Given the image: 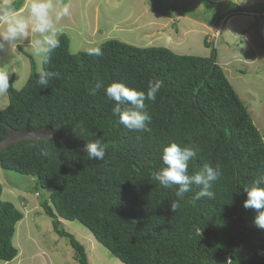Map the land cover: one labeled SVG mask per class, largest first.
<instances>
[{"label": "trees", "instance_id": "1", "mask_svg": "<svg viewBox=\"0 0 264 264\" xmlns=\"http://www.w3.org/2000/svg\"><path fill=\"white\" fill-rule=\"evenodd\" d=\"M202 1L207 14L214 2ZM12 3L21 10L25 0ZM246 12L264 14V3ZM59 39L60 47L43 62L42 71L57 74L47 86L37 83L42 71L28 54L25 86L17 89L15 76L10 78L0 141L26 125L31 131L48 126L68 141H22L0 149V167L33 177L37 189L51 191L40 206L79 263L89 264L86 249L63 228L62 219L82 224L124 264H264V229L254 224L256 211L243 206L245 187L264 186V134L218 63L216 49L200 57L110 39L99 45L103 54L96 57L72 53L67 34ZM156 79L163 86L155 101L145 102L148 130L126 129L105 88L122 82L146 92ZM119 106L134 108L130 102ZM98 138L105 158L90 160L86 144ZM173 142L197 150L188 175L205 164L219 166L222 173L213 184L214 198L197 199L202 185L192 183L175 212L170 204L177 200L178 186L165 188L153 180L165 167L163 148ZM2 195L0 183V260L11 262L19 254L13 240L24 214Z\"/></svg>", "mask_w": 264, "mask_h": 264}, {"label": "rangeland", "instance_id": "2", "mask_svg": "<svg viewBox=\"0 0 264 264\" xmlns=\"http://www.w3.org/2000/svg\"><path fill=\"white\" fill-rule=\"evenodd\" d=\"M211 1L217 5L212 3L206 14L202 0H54L70 4V15L57 27L71 37L74 54L110 39L141 48L167 47L179 55L200 57H209L216 49L218 63L264 134V14L246 12L251 0ZM27 3L25 0L21 10L25 16ZM181 9L185 10L182 14ZM37 39H42L41 35L30 32L27 39L0 49V67L9 70V80L15 76L17 89L25 86L31 73L27 54L38 70H43V58L33 47ZM8 105V93L0 94V111ZM0 183L2 199L13 202L24 214L13 240L19 254L11 262L0 260V264H80L69 240L56 233L52 219L40 206L51 191L37 189L33 177L1 167ZM62 224L85 247L89 264H124L79 222L62 219Z\"/></svg>", "mask_w": 264, "mask_h": 264}, {"label": "clouds", "instance_id": "3", "mask_svg": "<svg viewBox=\"0 0 264 264\" xmlns=\"http://www.w3.org/2000/svg\"><path fill=\"white\" fill-rule=\"evenodd\" d=\"M28 15L25 16L21 10H17L12 0H3L0 4V49L5 44L27 39L29 33H38L42 39L34 41V52L43 58L47 64L52 53L61 45L59 39L62 34L61 28L57 23L64 17L70 15V4L56 3L54 0H28L25 5ZM19 49H22L19 46ZM24 52V51H23ZM89 56H101L102 48L100 46L89 47L86 49ZM57 74L54 72L42 71L39 73L37 83L43 88L47 86L49 79ZM10 72L8 69L0 67V94L7 93L10 88ZM103 82H99L96 88H100ZM163 86L159 79L149 81L147 91L130 88L122 82H113L105 88L106 96L109 100L117 102L112 111L119 117V123L130 131H147V125L151 122V115L146 111V101H155L157 93ZM95 93V89H93ZM130 102L133 109L122 110L119 105ZM264 140V137H263ZM86 153L89 159L103 160L105 158L106 148L101 139H94L86 144ZM197 150L194 146L178 143H170L162 151V162L165 165L158 172L153 173V180L161 186L167 188L178 186L176 190L177 200L170 204V209L175 212L180 207V201L183 200L186 193L189 192V186L192 183L202 185L196 198H214L212 191L213 184L218 181L222 175L219 166L213 167L205 164L203 169L195 175H188V161L197 156ZM247 198L243 202L245 208L256 211L254 224L260 229H264V186L260 182H254L251 187H245Z\"/></svg>", "mask_w": 264, "mask_h": 264}, {"label": "water", "instance_id": "4", "mask_svg": "<svg viewBox=\"0 0 264 264\" xmlns=\"http://www.w3.org/2000/svg\"><path fill=\"white\" fill-rule=\"evenodd\" d=\"M55 138H62L68 141L63 134L48 126L31 131L26 125L21 130H10L7 136L0 141V149L9 150L12 145L22 141H50ZM82 154H85L84 149Z\"/></svg>", "mask_w": 264, "mask_h": 264}, {"label": "crops", "instance_id": "5", "mask_svg": "<svg viewBox=\"0 0 264 264\" xmlns=\"http://www.w3.org/2000/svg\"><path fill=\"white\" fill-rule=\"evenodd\" d=\"M255 1L258 2L257 0H251L250 5L254 6V5L259 4V3H264V0H261L262 2L259 1L258 3L254 4Z\"/></svg>", "mask_w": 264, "mask_h": 264}]
</instances>
